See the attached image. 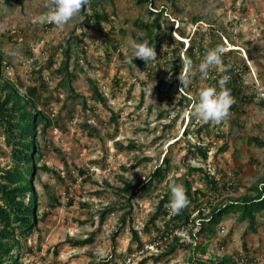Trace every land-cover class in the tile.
I'll return each mask as SVG.
<instances>
[{
    "label": "rangeland",
    "instance_id": "obj_1",
    "mask_svg": "<svg viewBox=\"0 0 264 264\" xmlns=\"http://www.w3.org/2000/svg\"><path fill=\"white\" fill-rule=\"evenodd\" d=\"M48 3L0 0V102L43 110L51 120L34 133V220L0 239V253L11 247L3 260L198 264L230 257L264 264V210L254 227L230 212L200 231L214 206L255 195L264 184V0H90L62 27L34 22ZM142 39L155 45L157 58L128 63ZM218 45L227 50L222 64L204 77L199 64L206 48ZM181 57L193 61L196 74L180 92ZM226 68L248 98H234L237 107L220 124L197 121L189 110L199 91H219ZM6 140L0 125V183L11 187L5 171L15 162ZM166 157V176L149 185ZM186 178L205 192L191 221L171 227L160 214V229L149 222L147 230L162 196Z\"/></svg>",
    "mask_w": 264,
    "mask_h": 264
},
{
    "label": "trees",
    "instance_id": "obj_2",
    "mask_svg": "<svg viewBox=\"0 0 264 264\" xmlns=\"http://www.w3.org/2000/svg\"><path fill=\"white\" fill-rule=\"evenodd\" d=\"M172 24V22H169L168 25L172 27ZM154 26L161 27L158 17L154 20ZM157 31V34H159L160 29H157ZM156 38L158 40L157 43H159V36H156ZM193 47L194 46H192V48ZM200 49L204 48L201 47ZM228 63L229 62H227V65ZM65 70L67 74L64 81L70 83L72 77L71 73L67 66H65ZM224 75L232 74L226 71L223 72L221 76ZM235 80H238V78H235ZM226 85L233 98L238 96L242 99L248 98L247 94L241 92L242 90L238 87H235L236 84H233L232 80L229 79ZM4 103L5 102H0V125L3 127L6 134V141L11 147L12 159L15 162L14 166L5 171V178L16 185L10 187L5 183H0V239L13 236L17 231V228L21 231H25V228H28L34 220L35 191L33 186L29 185L34 170V165H31V162L35 159V156L31 154V151L35 149L34 133L37 123L44 122V125H47L51 121L50 117L43 110H35L33 107H28L22 111H15L13 109L5 108L6 106ZM232 107L236 108L237 104L234 103ZM193 147L201 150V146L199 145L197 146L194 144ZM201 151L206 157L207 150ZM169 166L170 159L166 157L163 162L157 165L150 173V176L148 177V180L150 181L149 185L154 179L161 181L166 176ZM200 167L201 166H194V169H199ZM208 180L212 184L216 182L213 176ZM149 187L150 186H148V188ZM184 188L189 200L187 207L183 208L179 213H170L167 205L171 198V189L168 190L160 199L154 214L147 221L145 225L147 230L150 229L149 222L154 225L157 224L156 219L160 214L164 215L165 222L171 227L182 226L191 221V214L202 202L201 196L202 194H205V192L201 188H194L189 178L185 179ZM256 189L257 192L255 195H245L241 200H231L221 205L214 206L210 215L203 218V223L200 225V231L207 233L213 230L216 224L221 221L222 217L230 212H238L240 218H247L250 225L254 227L256 212L264 210V184L261 187L257 186ZM27 193H30L31 195L26 201L25 195ZM124 218L125 217H123V219ZM156 227L160 229L158 225H156ZM167 228L169 229V226H167ZM133 237L137 239L139 244H142L138 230H134ZM92 239L93 237L91 236L87 238V241H91ZM0 246L1 248L3 247L2 241H0ZM10 248L11 247L7 246V248L1 250L3 253H0V264H15L14 255L8 257L10 259L6 262L3 260V255L10 253ZM202 249L204 250L205 247ZM147 259V257L142 258L138 264H145ZM206 262H213V264H228L229 262L232 264H238L230 257L223 258L219 261L200 259L197 263L205 264Z\"/></svg>",
    "mask_w": 264,
    "mask_h": 264
},
{
    "label": "clouds",
    "instance_id": "obj_3",
    "mask_svg": "<svg viewBox=\"0 0 264 264\" xmlns=\"http://www.w3.org/2000/svg\"><path fill=\"white\" fill-rule=\"evenodd\" d=\"M89 3L90 0H49L48 10L37 16L34 22L39 24L52 23L57 27H62L78 16L81 10ZM132 48L134 51L132 56L128 58V63H132L137 58L145 62H151L157 58L155 45H150L146 39L134 42ZM226 51V48L220 45L214 48H206V53L198 67L199 73L207 77L209 69L222 64V56ZM181 59L183 67L178 79L183 87H181L180 92L191 83V78L196 74L193 61L187 57H181ZM220 70L227 71V69ZM229 79L228 75L222 76L219 80V91H217L215 86L202 88L198 93V102L189 110L190 115L197 121L205 123L220 124L223 122L229 116L230 108L235 103L230 90L226 87ZM170 188L171 198L167 208L170 213L176 214L187 207L189 200L182 184L172 183Z\"/></svg>",
    "mask_w": 264,
    "mask_h": 264
}]
</instances>
